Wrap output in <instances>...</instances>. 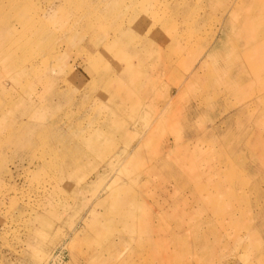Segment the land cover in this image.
<instances>
[{
  "label": "rangeland",
  "instance_id": "rangeland-1",
  "mask_svg": "<svg viewBox=\"0 0 264 264\" xmlns=\"http://www.w3.org/2000/svg\"><path fill=\"white\" fill-rule=\"evenodd\" d=\"M262 2L0 0V264H107L83 245L91 206L114 180L180 244L189 234L208 241L207 258L192 264H264V54L249 53L239 91L236 67L215 73L218 87L181 95L183 70L157 81L148 51L173 35L205 45L219 19L239 24ZM259 33L264 25L247 50L239 42L247 52ZM120 254L123 264H155L134 243Z\"/></svg>",
  "mask_w": 264,
  "mask_h": 264
},
{
  "label": "bare ground",
  "instance_id": "bare-ground-1",
  "mask_svg": "<svg viewBox=\"0 0 264 264\" xmlns=\"http://www.w3.org/2000/svg\"><path fill=\"white\" fill-rule=\"evenodd\" d=\"M9 1H12V0H9ZM7 4H8V2H7ZM5 6H6V4H5ZM261 6H262V12L259 15L248 14L247 16L244 17V19L241 20V22L239 24L237 23V20H234V18H232V17H230L229 19H226L224 17L219 19L220 20L219 21L220 28L218 29V32H216L213 35V37L211 36L212 37L211 41L209 40V42H207L205 45H202L200 43L196 44L197 41H193V39H191L190 37L189 38H182L179 35H176V36L173 35V37H171V38L168 36L164 37L162 39L161 43L159 42L160 45L157 47V49H149L148 50V51H150V56L153 57L154 59L155 58L157 59V63L155 64V68H154V70H155L154 73L156 74V80L159 81L160 78L162 77V75L166 74L167 72L173 71V68H174V70H176L177 68L179 70L182 69L184 74L181 75L180 80L178 81L179 83H183V86L180 89H178L179 93L182 92L181 93V95H182L183 93H186V92H192L196 88L201 89V90H206L210 87L213 88L212 86H215V88L218 87L219 83L212 81L214 79V77L217 75L215 73L231 76V75H233V74H231L232 70H234L237 67V72L235 74L236 79L233 81L230 80V83H232V86L234 89H236V90L238 89V91H239L240 88L243 86L245 80H247V73L249 72V70H252V66L250 63L251 59L247 58V56L250 55L249 53L253 52L252 56H253V59H255V61H257V59L260 60L264 54V52H261V53H259L258 51L255 52L258 49L260 50V48H264V46L261 45V43L264 42V33H259L257 36V40L259 39L258 42L260 44H257L258 46L254 47V48H256V50L253 49L252 51H249V52L246 51L248 49L247 46H249V44L254 42L253 41L254 39L249 37L248 34L251 31L255 30L256 28L264 25V2H262ZM45 11H46V9H45ZM38 18H40V17H38ZM234 22H235L236 28L231 27V26H233L232 23L234 24ZM230 28H232L231 33L228 34ZM29 29H30V27H29ZM198 32H197V34H198ZM89 34H91V33H89ZM218 34H221L220 37H222L223 35H224V37H229L228 39L232 40V43H230V42H228V43L223 42L222 43V41H220L221 40L220 38H219V40H216V37ZM231 34H232V36H231ZM234 35L236 36L235 38L238 39L237 42H235L236 40L234 38ZM35 39H36V37H35ZM240 41L246 42V44H244V45H246V50L243 48L244 47L243 43L242 44L239 43ZM215 44H217V45H215ZM198 46H200V47H198ZM217 47H219L220 49H217ZM7 49L5 48V50H7ZM229 53H230V55H227ZM236 55L239 56V58L241 56L242 60L240 62L238 60L239 58H237ZM238 62H239V64H238ZM184 77H185V79H184ZM147 87H149V86H146V88ZM233 88H231V90ZM154 94H153V96H154ZM164 97H165L164 100H166V102H168V104H173V102H171L174 100L172 97V90L169 91L167 93V95ZM252 104H253V101H252ZM259 107H261V106L259 105ZM259 107H258V109H259ZM167 108H169V107H167ZM197 111L198 110H194V111H192V113H196ZM163 113H164V110H163ZM146 115H147V113H146ZM148 115H149V113H148ZM254 116H255V114H254ZM155 117H157V116H155ZM161 120H162L161 118H159V119L157 118L158 123ZM145 124L148 125L147 123H145ZM137 127H136V129H137ZM140 129H141V127H140ZM216 129H218V127H216ZM249 131H251V130H249ZM259 133H261V132H259ZM244 136H246V134ZM143 137H144V135H143ZM169 152H171V151H169ZM153 153H155V150ZM171 153H173V151ZM160 157H162L161 159H162L163 167L167 163L170 162V161H168L169 158L167 160V155L161 156V154H160L159 158ZM174 159H176V158H174ZM37 162H39V161H37ZM234 162H235V160H234ZM116 164H117V162H116ZM139 165H141V164H139ZM118 169H119V166H118ZM247 174H248V171H247ZM126 175H127V173H126ZM172 175H173V178L174 177L176 178L175 182L178 185L179 180H180L179 179L180 177H178V176H180V175L177 172H173ZM105 179H106V177H105ZM107 179L109 180V178H107ZM101 184H102V182H101ZM120 185L121 184H116L115 180L112 181L111 183L107 184L104 188H102L104 198H101V195H100L102 192L101 191L100 193L97 194V197L95 196L97 199H96L95 203L91 206L92 213L95 214V212H96V218L88 226V231H87V236H86L87 240L85 241L83 246L85 247V249L89 250V252L91 253L92 256H94L96 258H103V260L107 264H123V263H125L126 260L123 259V257L120 254V251L125 247L126 244L130 243V245H132L134 243L135 246L137 248H139V250H143L144 248H147L149 250V255H151L152 258L155 260L154 261L155 264H181V263L192 264L193 261H200L201 262L202 258H207V255H209L208 254L209 252H207L204 249V248H208L209 244H208L207 240H203L202 238H200V240H199V238H194V236H191V234L188 233L190 235V238H189L190 243L189 242H185V243L183 242L182 244H180L179 243L180 234L173 233V232H166L163 227H160L158 224H156L154 222V218H153V210H151L149 208L150 206L148 207L147 205L140 204V202L138 201L137 194L136 193L132 194L130 192V189L128 188L129 186L128 187H125V186L122 187ZM103 186H104V184H103ZM100 187H98V189ZM91 188H92V186H91ZM95 189L97 190V188H95ZM88 190H90V189H88ZM70 197H71V195H70ZM84 198H85V196H84ZM82 199H83V197H82ZM90 199L92 201V198H90ZM90 199H88V200L90 201ZM88 200H87V203H88ZM135 204H139L140 206L136 207ZM83 206L85 208L84 204H83ZM86 206H87V204H86ZM186 208H187V206L185 205L184 209H186ZM249 208H250V206H249ZM82 209H83V207H82ZM80 211H82V210H80ZM84 212H86V211H84ZM188 212L190 214V211H188ZM87 215L88 214L86 213V216ZM84 217H85V215H84ZM212 219H214V218H212ZM73 227H71V228H73ZM198 228L199 227H197V229ZM225 228H226V226H225ZM250 229H252V228H250ZM163 235H166L168 237L167 238L161 237ZM157 249H159L160 251L159 250L156 251Z\"/></svg>",
  "mask_w": 264,
  "mask_h": 264
}]
</instances>
